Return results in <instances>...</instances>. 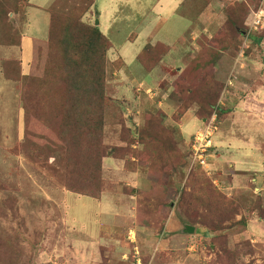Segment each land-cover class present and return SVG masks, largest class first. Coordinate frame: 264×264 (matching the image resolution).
Segmentation results:
<instances>
[{
  "label": "rangeland",
  "instance_id": "obj_1",
  "mask_svg": "<svg viewBox=\"0 0 264 264\" xmlns=\"http://www.w3.org/2000/svg\"><path fill=\"white\" fill-rule=\"evenodd\" d=\"M67 24L108 41L102 128L72 136ZM263 168L264 0H0V264H264Z\"/></svg>",
  "mask_w": 264,
  "mask_h": 264
},
{
  "label": "trees",
  "instance_id": "obj_2",
  "mask_svg": "<svg viewBox=\"0 0 264 264\" xmlns=\"http://www.w3.org/2000/svg\"><path fill=\"white\" fill-rule=\"evenodd\" d=\"M52 22L56 23V18H53ZM59 22L69 21L59 20ZM54 23L52 24L54 25ZM60 45L65 47L67 52L72 53V58L68 60L71 72L69 76L70 89L67 91L68 109L66 111L69 115L67 116V118H69L67 121L70 120L73 125H69L68 123L69 126L64 129L63 132L66 135L69 131V134L72 136L74 129H76L75 133L80 135L84 129H92V127L96 129L102 128V122L100 123L95 115H93L91 121H89L88 116L92 115V109L102 110L104 106V102L101 98L105 94L104 68L108 50L107 39L97 27L74 24L72 27L71 25L67 26L66 36L62 38ZM34 49L35 47L33 51ZM184 111H186V109L183 110L181 114H184ZM73 119H75V122ZM64 141L66 142V139H64ZM215 148L216 146L214 145L213 149ZM66 157L69 158L68 161L70 162L72 158L71 152L68 153ZM83 181H85V178L84 176L82 177L81 172L76 174L73 172L69 178L66 190L75 194L81 193L83 195V189L81 188ZM196 188L197 186L194 189V193ZM198 190H200V188H198ZM189 193L183 195L182 199L184 200L183 202L181 201V211L183 210V206H185L187 209V214L185 213V215L188 218H198L199 213L196 210L197 208H195L197 205L193 199L195 194L193 193L190 195ZM261 212L264 211L261 210ZM191 215L195 216L191 217ZM192 221H195V219ZM243 223L245 224V222H242V224Z\"/></svg>",
  "mask_w": 264,
  "mask_h": 264
},
{
  "label": "crops",
  "instance_id": "obj_3",
  "mask_svg": "<svg viewBox=\"0 0 264 264\" xmlns=\"http://www.w3.org/2000/svg\"><path fill=\"white\" fill-rule=\"evenodd\" d=\"M154 6V5H153ZM160 9H162V7H160V6H154L153 7V12H159L160 11ZM179 10H177V12H178ZM181 9H180V12H179V14L181 13ZM182 14V13H181ZM203 26H205V25H203ZM202 26V27H203ZM201 27V28H202ZM183 39H185V37H183ZM181 43V42H180ZM194 137V136H193ZM215 144V143H214ZM247 144H245V147H244V149H246L247 148V146H246ZM216 149H217V151H218V148H217V146H216ZM219 151H220V153H221V150L219 149ZM245 155H248L247 156V159H258V158H261V154H260V152H259V147H257V145H256V143H254L253 144V146H251L250 147V150L249 151H245V154H244V156ZM215 156V155H214ZM213 156V157H214ZM244 156H241L240 157V159L242 158V157H244ZM109 159H113V158H111V157H109ZM213 159V158H212ZM114 160V159H113ZM134 161H137L136 159H133ZM218 163H220L221 164V166L225 163L224 162V160L222 159V153H221V156H220V159L218 160ZM220 164H218L217 166H220ZM255 166H258V165H256L255 164ZM229 167H233V164H229ZM263 170H264V168H263ZM234 172V171H233ZM233 172H231V174H233ZM141 173H143V170L142 169H140V166L137 164L136 166H135V168L132 170V172H131V177H133V175H136V176H140V174ZM236 173V172H235ZM141 178H142V176H140ZM236 177H233V176H231V178H230V181H231V184H234V186H238L239 185V183L241 182L238 178H236ZM256 181H257V178H256ZM261 183V182H260ZM166 200V199H165ZM171 206H172V204H171ZM162 211L165 213L166 212V207H163V209H162ZM167 212H169L168 214L169 215H167V218H165L166 219V221L167 220H169L168 218H170V216H172V215H174V213H175V210H167ZM166 212V213H167ZM255 213V212H254ZM254 213H252V215L254 214ZM162 215V214H161ZM251 215V216H252ZM256 216V215H255ZM255 218H257V219H259L260 221H264V219H262V218H258L257 216L255 217ZM172 223H173V220H172ZM174 226V225H173ZM249 226H251V224H249ZM144 229V228H143ZM147 229V230H146ZM146 229H144L146 232H144V231H142L141 232V230H135V229H130L131 230V232L133 233V231L135 230V231H137V233L138 234H140L142 237H144L145 235H144V233H147V234H152L151 233V231H152V229H153V226H152V229L150 228V229H148V228H146ZM149 230V231H148ZM151 230V231H150Z\"/></svg>",
  "mask_w": 264,
  "mask_h": 264
},
{
  "label": "built area",
  "instance_id": "obj_4",
  "mask_svg": "<svg viewBox=\"0 0 264 264\" xmlns=\"http://www.w3.org/2000/svg\"><path fill=\"white\" fill-rule=\"evenodd\" d=\"M213 121V120H212ZM211 129H207L204 133L205 137H202L197 133L195 138H194V145H193V152H194V157H196L197 161H199L201 164L205 165L206 163H210V147L214 146L213 145V137L216 132V125H215V120L210 124ZM210 142L211 146L208 148L207 146H204Z\"/></svg>",
  "mask_w": 264,
  "mask_h": 264
},
{
  "label": "water",
  "instance_id": "obj_5",
  "mask_svg": "<svg viewBox=\"0 0 264 264\" xmlns=\"http://www.w3.org/2000/svg\"><path fill=\"white\" fill-rule=\"evenodd\" d=\"M188 231L190 232V233H192L193 231H194V229L192 228V227H188Z\"/></svg>",
  "mask_w": 264,
  "mask_h": 264
}]
</instances>
